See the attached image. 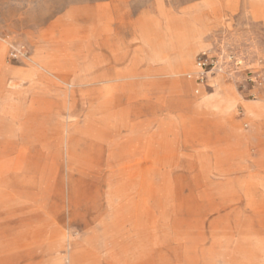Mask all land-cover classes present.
<instances>
[{"label":"rangeland","instance_id":"1","mask_svg":"<svg viewBox=\"0 0 264 264\" xmlns=\"http://www.w3.org/2000/svg\"><path fill=\"white\" fill-rule=\"evenodd\" d=\"M69 242L264 264V0H0V264Z\"/></svg>","mask_w":264,"mask_h":264},{"label":"bare ground","instance_id":"2","mask_svg":"<svg viewBox=\"0 0 264 264\" xmlns=\"http://www.w3.org/2000/svg\"><path fill=\"white\" fill-rule=\"evenodd\" d=\"M182 60L183 61H186V62L187 61H191V54H190V51L189 50H187L185 52V54L182 57ZM64 247H66V250L68 251V254L67 255H73L75 257L80 258V264H92L91 262H89V261H87V260L84 259V256H88V253L84 249L78 247L76 244H74L72 242H69L68 244L64 245ZM50 252H51V256L52 257L49 260V264H64V258H62L61 260H55L53 258V252L54 251L51 250ZM64 253L66 254L65 251H64Z\"/></svg>","mask_w":264,"mask_h":264},{"label":"built area","instance_id":"3","mask_svg":"<svg viewBox=\"0 0 264 264\" xmlns=\"http://www.w3.org/2000/svg\"><path fill=\"white\" fill-rule=\"evenodd\" d=\"M195 65L199 69L196 77V80L199 83H203L207 78V75L217 67L213 59L206 54L199 55L196 58Z\"/></svg>","mask_w":264,"mask_h":264}]
</instances>
